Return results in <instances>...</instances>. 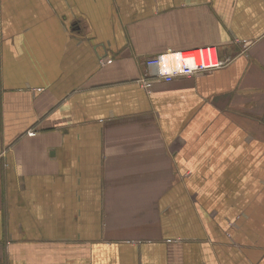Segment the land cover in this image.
<instances>
[{"label":"crops","instance_id":"crops-1","mask_svg":"<svg viewBox=\"0 0 264 264\" xmlns=\"http://www.w3.org/2000/svg\"><path fill=\"white\" fill-rule=\"evenodd\" d=\"M0 264H264V0H0Z\"/></svg>","mask_w":264,"mask_h":264},{"label":"built area","instance_id":"built-area-1","mask_svg":"<svg viewBox=\"0 0 264 264\" xmlns=\"http://www.w3.org/2000/svg\"><path fill=\"white\" fill-rule=\"evenodd\" d=\"M165 60L172 61V64L164 66ZM224 64L225 61L220 59L217 49L211 46L187 51L168 52L148 58L145 61L148 73L137 82L146 91L150 92L154 81L168 82L177 76L190 77L218 69Z\"/></svg>","mask_w":264,"mask_h":264},{"label":"bare ground","instance_id":"bare-ground-1","mask_svg":"<svg viewBox=\"0 0 264 264\" xmlns=\"http://www.w3.org/2000/svg\"><path fill=\"white\" fill-rule=\"evenodd\" d=\"M171 64H172V61H170V60H165V62H164V66H166V65L169 66Z\"/></svg>","mask_w":264,"mask_h":264}]
</instances>
